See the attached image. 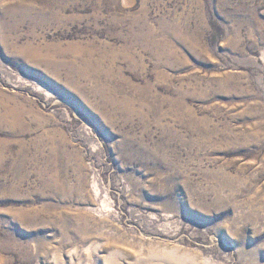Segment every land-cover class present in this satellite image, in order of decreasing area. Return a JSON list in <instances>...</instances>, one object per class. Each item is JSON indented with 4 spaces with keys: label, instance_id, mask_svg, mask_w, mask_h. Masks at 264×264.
Returning <instances> with one entry per match:
<instances>
[{
    "label": "rangeland",
    "instance_id": "rangeland-1",
    "mask_svg": "<svg viewBox=\"0 0 264 264\" xmlns=\"http://www.w3.org/2000/svg\"><path fill=\"white\" fill-rule=\"evenodd\" d=\"M0 264H264V0H0Z\"/></svg>",
    "mask_w": 264,
    "mask_h": 264
}]
</instances>
